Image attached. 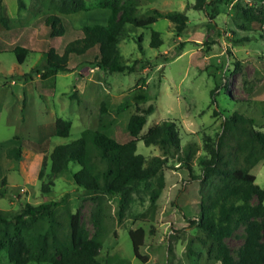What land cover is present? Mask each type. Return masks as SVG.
Returning <instances> with one entry per match:
<instances>
[{"label": "rangeland", "instance_id": "1", "mask_svg": "<svg viewBox=\"0 0 264 264\" xmlns=\"http://www.w3.org/2000/svg\"><path fill=\"white\" fill-rule=\"evenodd\" d=\"M134 1L144 12L148 6L182 10L192 0ZM59 2L22 0L18 7V0H0L6 18L5 24L0 21V211L18 210L25 202L57 200L54 218L59 235L68 231V214L79 211L80 224L89 235L97 225L103 230L98 257L105 264L141 263L128 235L136 228L143 230L138 250L146 256L145 264H220L213 258L210 239L190 223L198 217L201 201L210 200L222 183L217 175L200 177L197 156L205 154L204 136L214 138L220 130L223 115L213 114L215 106L226 115L238 111L251 116L255 127L264 131V0H209L204 10L186 9L188 25L181 33L164 17L131 30L118 46L134 71L76 65L78 57L71 54L74 70L43 76L34 67L43 63L49 48L61 53L66 43L82 35L83 25L104 24L110 13L97 0H86L88 9L60 13L54 6ZM50 14L60 16L62 34L50 36L45 22ZM153 29L162 40L158 47L149 45ZM16 45L29 49L21 63L12 50ZM135 99L154 105L140 134L160 120L172 119L180 144H194L191 171L168 156L147 183L128 193L124 207L119 193L85 192L68 169L49 175L54 145L77 138L83 129L103 127L117 141L128 140L127 120ZM126 100L130 103L118 109ZM102 101L107 107L103 114ZM56 117L70 120L67 136L55 134ZM11 146L20 148L18 159L7 154ZM136 151L145 157L162 153L158 145H146L142 139L137 140ZM250 171L264 188V160ZM42 183L51 191L42 192ZM255 202V197L250 199ZM47 225L40 219L34 231ZM244 234L245 223L240 222L225 238L234 258ZM6 263V251L1 249L0 264Z\"/></svg>", "mask_w": 264, "mask_h": 264}, {"label": "trees", "instance_id": "2", "mask_svg": "<svg viewBox=\"0 0 264 264\" xmlns=\"http://www.w3.org/2000/svg\"><path fill=\"white\" fill-rule=\"evenodd\" d=\"M208 2L187 1L182 10L148 6L144 12H139L134 0H123L121 3L118 0H97L98 6L110 9L106 22L83 25L80 37L66 43L61 53L49 48L43 63L34 68L43 76H47L48 72L74 70L75 67L69 65L70 55L74 54L78 57L76 65L87 64L109 71H134L135 66L128 64L119 50L120 39L128 36L133 29L150 25L159 17L171 21L174 31L181 33L188 25L186 9L204 10ZM21 6L22 0H18V7ZM54 6L60 13L89 8L86 0H61ZM261 19L264 20V17ZM0 21L6 23L1 11ZM45 22L50 28V36L62 34L64 26L60 16L50 14ZM161 43L159 31L153 29L149 45L158 47ZM12 50L19 63L29 52L23 45H16ZM210 94L211 101L215 102L214 89ZM128 103V100L121 102L118 109ZM131 103L134 111L127 120L128 140L117 141L106 134L103 127L83 129L77 138L54 145L49 154V175L55 176L68 169L74 183L85 192L119 193L121 207H124L128 193L147 183L168 156L176 157L180 165L191 171L195 147L192 142L183 146L180 144L174 120H160L140 134L154 105L144 106L136 99ZM105 112L107 107L102 101L100 113ZM213 114L223 115L220 130L214 138L204 136L205 154L197 156V161L201 167L200 177L217 175L222 178V183L216 187L210 200L201 201L199 215L190 219V223L199 227L210 239L213 258L220 264H264V188L255 182V175L250 171L259 160H264V131L257 129L254 119L242 112L234 111L226 115L215 106ZM70 128V120L56 117V135L67 136ZM138 139L146 145H158L161 155L145 157L137 152ZM7 154L18 159L20 148L11 146ZM76 165L78 168L74 169ZM49 184L42 183L41 191L50 192ZM253 197L256 202L251 204ZM58 204L57 200L38 204L25 202L18 210L0 211V250L6 251V264H105L98 257L103 230L97 225L98 229L89 235L80 224L79 211H75L68 214V231L59 235L54 218ZM40 219L47 220L48 225L35 232L34 225ZM240 222L245 223V234L237 258H234L225 238ZM128 235L134 255L140 259V264H145L146 256L138 250L143 230L129 229Z\"/></svg>", "mask_w": 264, "mask_h": 264}]
</instances>
